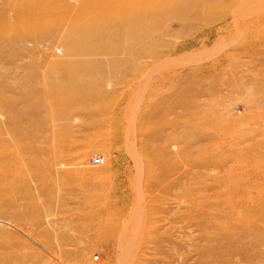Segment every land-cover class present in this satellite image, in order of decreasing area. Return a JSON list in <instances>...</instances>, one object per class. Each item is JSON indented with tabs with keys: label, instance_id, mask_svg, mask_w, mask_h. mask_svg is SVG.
I'll use <instances>...</instances> for the list:
<instances>
[{
	"label": "rangeland",
	"instance_id": "rangeland-1",
	"mask_svg": "<svg viewBox=\"0 0 264 264\" xmlns=\"http://www.w3.org/2000/svg\"><path fill=\"white\" fill-rule=\"evenodd\" d=\"M18 1L0 0V150L20 145L26 180L0 189L4 264H199L194 226L167 244L182 194L209 196V219L264 225V0H142L105 37L91 28L116 14L26 0L27 22ZM92 46L103 53L71 54ZM219 243L208 264H264L217 259Z\"/></svg>",
	"mask_w": 264,
	"mask_h": 264
},
{
	"label": "bare ground",
	"instance_id": "bare-ground-1",
	"mask_svg": "<svg viewBox=\"0 0 264 264\" xmlns=\"http://www.w3.org/2000/svg\"><path fill=\"white\" fill-rule=\"evenodd\" d=\"M62 1H63V4H64L63 6L65 8V12L62 14V16H66L69 12H71V10H73L75 7L80 6V5H85V6L89 7L87 9L88 12L85 11V10H84V12L76 11V14H78V15L82 14L83 15V13H84L85 15H88L89 18L92 21H93V19L96 18L95 17L96 16L95 15L96 10H99V11H102V12H105V13H108V14H111V15L116 14L115 15L116 17L114 19H110V18L107 19V20H109L108 23L112 24V25L110 24V26H108L107 23L104 26V20H102V23H101L100 26H104L105 31H106L105 33L103 31L102 32L98 31V29L95 28V25H93V28H91V32L93 34H96L95 37H99V36L100 37H105L107 35V30L108 29H111V30L119 29L121 27L120 24L122 23V16L127 15L130 12H132L133 10H136L139 7L143 6L142 0H127V1H124V0H73V2H70L69 0H62ZM173 1H175V2L172 3V4L165 2L164 4H157V6H153V5L150 4L151 5V6L149 5L150 9L149 8L148 9L151 10V11L152 10L153 11L154 10L161 11L164 8H168V9H171L173 11H175L176 9L180 11L181 8L182 9L185 8V5H186V3H185L186 1L185 0H173ZM25 3H26V0H19L17 3L12 4L11 7H13L14 12H17V14H19L21 16L20 18L25 17V19L28 20L27 22H30L31 20H34V19H35L34 21L38 20V18H36L32 14V12H33L32 11L33 10L32 7L29 9L26 6ZM52 4L53 3H51V2H45V6H47L48 9L52 6ZM144 6L147 7L146 4ZM146 7H144V8H146ZM205 8L209 9V7H205ZM176 14L174 16H176ZM51 16H53V14ZM5 25H6V30H7L9 26L7 25V23ZM100 26H99V28H101ZM6 33H7V31L4 32V31L0 30V38H4ZM96 48H97V46L96 47H93V46L92 47H80V48H76V49L72 50L71 54L74 55L75 57H78V56H81V55H93V54L103 53V50L101 48H97V49ZM67 70L68 69H66V71ZM72 85L75 86L76 84H72ZM95 95L97 97L101 98L102 102L105 103V96H102L100 93H97ZM85 99L86 100H93V95L88 96L87 94H83V95L80 96V100L81 101H85ZM72 101L75 104L79 103L78 100H71V102ZM199 137H201V136H199ZM131 142L129 144H132ZM134 142H133V144H134ZM133 151H134V149H133ZM148 153H150V152H148ZM160 153H162V152H160ZM141 154H142V152H141ZM188 154H186V155H188ZM159 155H161V154H159ZM23 156H24V154H23V152L21 153L20 145H19L18 148H14L13 150H10V149L7 150L6 148H3V150H0V177L3 176L2 177V181H0V189H3V190L5 188H9V189H11V188L12 189H16L17 188V189H19V188L22 187L23 182L26 181V180L25 181L23 180V179H25L24 178L25 169H23V167L25 165V159L23 158ZM197 156H198V154H197ZM140 157L141 156H139V159H140L139 161H137L138 160V156H136L135 160L137 162H140L141 161ZM191 157H193V156H191ZM146 160H148V159H146ZM165 160H167V159H165ZM162 161H163V158H162ZM144 162H146V161H144ZM134 163L136 164V162H134ZM140 164L138 163V165H140ZM138 165H137V168L139 167V169H140V166H138ZM147 167H148V165H147ZM69 168H72V167H69ZM69 168H68V171H70ZM141 168H142V165H141ZM173 168H174V166H173ZM136 170L138 171V169H136ZM140 171L142 173V169ZM7 172H9V175L12 178L9 182H7V180L5 178L6 176H9L7 174ZM76 175H77V173H76ZM147 175H148V173H147ZM206 175H207V173H206ZM201 181H202V179H201ZM170 183H171V181H170ZM158 184H160V183H158ZM167 184L169 185V183H167ZM200 184H201V182H200ZM150 186L151 185L149 184V187ZM155 186H156V184H155ZM155 186L152 185V187H155ZM164 186H166V184H164ZM199 186H201V185H199ZM157 188H158V186H157ZM170 188H172V185H171ZM180 190L181 189H179V191ZM182 191L184 192V190H182ZM182 191H180V192H182ZM185 191H186V189H185ZM200 194H201V191H200ZM183 195L185 196V194H182V198L181 197L175 198V199H177V201L175 203H177L176 205L178 207L184 205L188 209L186 208L187 210H185V212H184V210L182 211V212H184L183 214H181L179 216L177 215L173 219H171L170 217L167 218L168 219L167 221H168V224H169V226L167 227V233H168V238H167V242L168 243L167 244L171 245L172 242H173V240L171 239V236H172L171 230H174L175 228H177L179 230H181V229L184 230V228H186V227L190 229L192 226H194L197 230H199V234H200V237H201L200 240L201 239L205 240V242L207 243V246L204 249L203 248L202 249L198 248V251H201L202 257H204L202 260L199 261V264H208L206 262L207 259L205 260V256L209 259V254H212V251L211 250L209 251V240H216V241L220 240V243H219L220 245L224 242V245H223L224 246V249H223L224 251H222L223 253H221V255L217 259H221V257H223V255H229V254L230 255L238 254L239 256H243V258H245L247 260H250L252 258L251 255L253 257H254V255H258V257L263 255L264 248H262L263 247L262 245H264V225L262 223H260L261 222L260 219L257 220V221H254L255 219H253V220H249V221L240 220V221H236L234 223H232V222L231 223H227L226 222L227 221L226 220L227 219V217H226L227 214L226 215L223 214V217H219V218L213 217V219H209V214L211 213V212L209 213V207L212 206L211 203L209 204V196H205L203 194L204 198L202 200H200V199H198L196 197V195L195 196L193 195L192 196L193 199L188 200L189 199L188 198L186 200L185 197L183 198ZM199 195H198V197H199ZM186 202H188L189 205H185ZM220 205H222V204H220ZM224 207H228V206L226 205ZM213 209H215V207H213ZM215 215L216 214H214L212 216H215ZM247 219H249V218H246L245 220H247ZM187 228H186V230H187ZM178 236L181 237V235H178ZM4 245L5 244H1L0 245V264H4V263L7 262L6 260H7L8 257L6 258L4 255L8 254L10 252V251H4L5 247L6 248L9 247V246H4ZM212 245L215 247V245H217V244H212ZM174 251L176 252V249ZM174 251H173V253H174ZM171 252H172V250H171ZM178 252H180V250ZM179 256H180V254H179ZM183 257H185V256H183ZM180 258H179V260L182 261V259H180ZM188 259H189V257H188ZM170 260H171V258H170ZM183 263L185 264L186 261L183 260L182 264Z\"/></svg>",
	"mask_w": 264,
	"mask_h": 264
}]
</instances>
